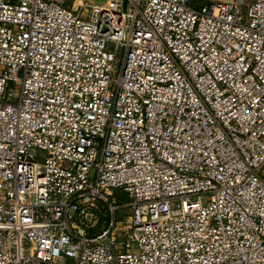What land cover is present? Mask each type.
Listing matches in <instances>:
<instances>
[{"label":"built area","instance_id":"built-area-1","mask_svg":"<svg viewBox=\"0 0 264 264\" xmlns=\"http://www.w3.org/2000/svg\"><path fill=\"white\" fill-rule=\"evenodd\" d=\"M0 264H264V0H0Z\"/></svg>","mask_w":264,"mask_h":264},{"label":"rangeland","instance_id":"rangeland-1","mask_svg":"<svg viewBox=\"0 0 264 264\" xmlns=\"http://www.w3.org/2000/svg\"><path fill=\"white\" fill-rule=\"evenodd\" d=\"M93 4H99L103 3L106 0H90ZM203 1H211V0H194L195 5H199L200 2ZM212 1H218V0H212ZM117 73V68L113 72V78H115ZM8 91H13V85L12 83H8L7 85ZM113 194L115 195L116 199L118 200L119 203H126L128 201V197L126 194H124L121 190L119 189H114ZM129 213V208L126 206L120 207L119 210L116 211L115 213V219H123L127 214Z\"/></svg>","mask_w":264,"mask_h":264}]
</instances>
